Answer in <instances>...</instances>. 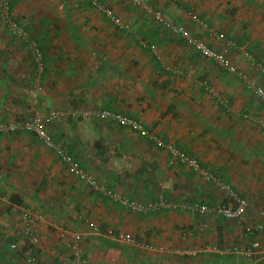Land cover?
Returning a JSON list of instances; mask_svg holds the SVG:
<instances>
[{"label": "crops", "instance_id": "1", "mask_svg": "<svg viewBox=\"0 0 264 264\" xmlns=\"http://www.w3.org/2000/svg\"><path fill=\"white\" fill-rule=\"evenodd\" d=\"M100 1L111 7L130 27L121 29L115 26L92 5L90 0H62L64 7L67 3L71 4L67 11L71 15L72 23L69 22V26L74 28L76 45L82 46L95 56L96 49L98 51L104 49L107 53L106 57H100L98 62L112 67L111 71L116 78L122 76L121 70H123L128 76L126 82L134 81L141 86L138 91L135 89L122 91V98L131 94L143 95L145 98L144 101H139L141 107L134 111L128 107L133 102L129 98L128 101L124 99L126 103L122 104V106L127 105L128 108L115 110L114 105L110 102L106 103L107 100L104 99L114 101L120 94V92L116 94L118 85L113 82L110 89L108 85L104 89L105 97L104 95L102 98L81 97L84 99L83 103L87 102L88 107H94L98 111L108 109L122 114L127 112L124 115L139 121L163 141L186 150L190 155L195 156L203 167L220 176L246 198L249 203L248 210L240 220L209 214L206 219L210 227L204 230L198 229L203 218L182 207L163 208L153 213L138 212L123 206L110 194L106 195L78 178L66 168L54 150L44 145L42 151L37 153L34 150L32 156L38 159L39 154L45 155L48 151L49 159L56 161V165H61L62 168H59L62 172L61 177L65 176L64 179L69 182L67 183L66 180L64 185L70 186L67 192L70 194L74 192L72 194H75L76 204L86 201L85 207L81 206L84 214H88L86 222L91 221L99 225V232L94 233L85 223L81 225L73 223L74 229L60 223H51L39 213L40 219L35 222L39 243L35 245L22 233L18 218L9 229L6 241L7 248L12 252H16L18 248L21 252L19 254L23 256L22 259L20 258L23 263L18 258H11L14 253H11L12 256L10 254L6 256L0 252V264H30L27 262L29 253L37 255L47 264H67L66 258L71 255L68 243L75 233L82 234L80 243L82 262L74 264H259L264 258L263 255L257 258L258 253H256L253 258H247L235 253L233 249L248 246L254 239L258 240L262 236V232L253 236L244 232L245 226L257 221L259 211L264 207V103L247 88L244 80L249 79L264 87V71L254 70L249 58L252 56L264 65V0H184L183 4L179 3L180 0L177 2L176 0H140L139 3L134 0ZM84 2L92 8H84L82 5ZM156 11H160L161 16L168 23L184 26L188 30L189 27H195L194 31L189 30L190 33L213 49L218 51L227 49L237 72L232 73L220 67L214 60L203 57L180 34L159 23L155 19ZM14 45L9 47L10 53L3 58L4 62L0 68H8V65H5V59L8 58L9 67L15 65L16 72L22 73L18 68L19 59L22 58L17 54L18 49ZM141 50L150 53V61L146 56L140 55L143 53ZM83 68L85 66L79 67L80 70ZM49 69L50 67L45 66L41 80L58 79L54 74L49 75ZM10 70L5 71L12 77ZM241 73H244L245 77H242ZM82 83L75 85L80 88L79 91L83 88ZM122 88L131 89L128 85ZM55 90L58 91L57 94L65 91L64 88H55ZM82 91V94H88L89 89L86 86ZM147 95L155 97L150 104L147 103L149 102ZM116 101L119 106V98ZM134 102L135 108L139 103ZM0 103H2L0 109L3 105L8 108L3 98H0ZM83 109L82 107L81 110ZM145 113H156V115L151 119L147 118ZM230 116H233V120L227 122ZM95 117L102 122H110L108 119L105 121ZM168 120L171 122H167ZM182 120H186V123L183 124ZM162 124L166 131L170 130L171 134L163 130L169 137L182 134L183 139H167L161 132ZM189 124L192 125V130H188ZM176 125L183 131H177ZM84 126L88 128L86 123ZM123 128L122 136L133 133L138 137V139H120V142L128 148V152L124 155L131 156L136 152L144 155L149 161L160 162V167L163 168L161 172H165L166 168L168 178L180 182L181 188L178 187L185 191L186 195H176L175 183L171 184L168 181L162 182V188L164 187L165 190L164 195H160L159 189H156L150 181L149 183L141 181L135 177L136 174L118 178L115 173L109 174L104 166L102 173L99 167L96 171L100 173L98 175L102 182H105L102 185L97 181L99 185L106 186L115 195L126 196L144 203L163 196L168 201L182 204L201 201L210 203L211 199L207 195L211 192L207 185L209 183L219 190L222 201L225 200L224 194L214 182L205 180L187 166L180 164L168 151L152 140L143 138L138 131L126 126ZM70 129H73L70 130L71 134L73 133V136L70 135L72 152L67 148L66 150L81 166L93 167L94 161L98 158L95 159L93 155L98 149L99 152L96 154H102L108 145L104 149L96 147V141L92 137L94 131L92 133L89 129L85 133L88 139L80 138L84 137V134L81 136L78 134L76 123L71 122ZM1 139H4L2 135L0 142ZM150 151H153L154 156ZM42 157L40 158L44 163L45 158ZM111 159L107 158L104 162ZM97 161L100 163L95 165L102 166L104 163L100 159ZM44 165L49 169L53 167L51 161ZM190 171L193 174L187 178L186 174ZM49 174L52 175V171ZM71 177L78 182L84 181L83 184L89 186L87 185V188L79 194L78 189L71 190L72 184L76 185L71 181ZM197 179L206 183L196 185ZM47 224L53 225L56 229L49 228ZM20 235L28 239L30 247L26 249L20 247L19 242L22 241ZM121 235H130L134 241H124L120 239ZM11 243H16L18 247L9 248ZM261 244H264L263 239Z\"/></svg>", "mask_w": 264, "mask_h": 264}, {"label": "rangeland", "instance_id": "2", "mask_svg": "<svg viewBox=\"0 0 264 264\" xmlns=\"http://www.w3.org/2000/svg\"><path fill=\"white\" fill-rule=\"evenodd\" d=\"M10 1L12 17L20 24L22 31L21 34H13L0 15V66L3 65V58L10 53L9 47L16 43L14 46L18 49L17 54L22 58L19 59L20 66H18V68H20L22 73L16 72L14 69L15 65L14 67H11L12 65L9 67L8 58L5 59V65H8V68H0V98H3L4 102L8 104V108H5L3 105V108L0 109V121L23 120L36 114L46 118L55 113V118L46 125L47 130L60 145L69 149V151L72 152L70 148L72 145L70 143V135L73 136V133L71 134L73 129H70L71 122L76 123L78 128L77 131L80 136L84 134V137H80L83 138V140H85L84 138L88 139L85 133H87L89 129L92 133L94 131L92 137L93 140L96 141V147H102L104 149V147L108 145L102 154L97 155L95 153L93 156L94 158L98 157L97 160L100 159V161L103 160V162L107 158H112L111 160L104 162L102 166L95 165V163H100L97 160L94 161L93 167L88 165L89 168H87L82 165V168L92 174L100 184H105L98 175L102 173V167L104 166L109 174L115 173L118 178H122L123 176L125 178L127 175L136 174L135 177L139 180L148 183L150 181L151 184L156 186V189H159L160 195H164L163 191L165 188H162V182L164 181H168V183L171 184L175 183L174 187L177 189L176 195H186V192L180 189V182H174L168 178L169 176H167L166 173L168 170L166 168L165 172H161L163 168L160 167V162L155 161L154 163L153 160L149 161L145 159L144 155L136 152L132 153L131 156L124 155L128 152V148L123 142H120V139H138L135 134L128 132L129 136L127 134L125 137L122 136L121 134L124 126L111 120L109 121L113 124L106 120V122H102V120L95 117L98 110L94 107H88L86 105L87 102H85V104L83 103L84 99L81 97L98 98L100 96L102 98L103 95L105 97L106 94H104V89L107 85L108 89H110V85H112L113 82V84L118 85L116 87L118 91L116 94L118 95L119 92L120 94L116 99L119 98L120 105H117L116 99L114 101L108 98L104 99L107 100L106 103L110 102L113 104L116 108L115 110L129 107L130 110L134 111L141 107L142 104H140L139 101H144L145 97L143 95L133 96L131 94V96L122 98V91H133L134 89L138 91L141 86L134 81L128 80V82H126L128 76L123 70H121L122 76L116 78L111 71L112 67L107 66V64L103 62H98L100 57H106L107 53L104 49L98 51L95 48L97 51L95 52V54H97L95 56L94 54L91 55L82 46L76 45L77 39L73 35L74 28L69 26V22L72 23L70 19L71 15L67 11L71 4L69 5L67 3L64 7L62 5V0ZM177 1L179 0H176V2ZM179 3L183 4L185 2L184 0H180ZM82 5L84 8H92L85 2ZM189 28L194 31L195 27L192 26ZM197 28L198 27H196V29ZM133 42L135 41L133 40ZM34 43L43 53L45 66L50 67L48 70L50 71L49 75L54 74L56 78H58L57 80H41L40 89H37L34 85L36 67L33 50L31 48ZM3 46H5V48H3ZM100 51L104 52L100 53ZM140 55L146 56L150 61L149 52L143 51ZM90 60H92V62H90ZM80 66H85V68L80 70ZM142 67L144 66L142 65ZM9 68H11V70ZM5 70H10L12 72V77ZM129 70L128 72L130 73ZM44 73H42V75H44ZM249 81L252 82L251 80ZM79 82H83V88L86 86L88 87V94H82L83 88L79 91L80 88L75 87ZM124 85L125 87L128 85L131 89L125 88L124 90V88H122ZM153 86L159 88L157 85ZM55 88H64L65 91L57 94L58 91H56ZM10 93L12 94L8 96ZM128 98L130 101H135L134 103L139 104L135 105V108L133 107V102L130 103L128 107H126L127 105L122 106L123 103L128 101ZM124 99H126V101ZM147 99L149 100L147 103L150 104L155 97L147 95ZM0 104L2 105V103ZM78 104H80L79 107ZM82 107L84 108L83 110H81ZM123 113L126 114L127 112ZM144 115L152 119L155 117L156 113H145ZM174 120H176V118ZM232 120L233 116H230L227 122H232ZM167 122H171V120ZM182 122L185 124L186 120H182ZM85 123L88 125V128L84 126ZM105 125H109V127H105ZM244 125L246 127V124ZM188 126V130L193 129L191 124ZM164 127L163 125L161 132L164 133L167 139H183L181 137L182 134L180 136L169 137L167 134H171V132L170 130L166 131ZM163 130L168 133L166 134ZM180 130L183 131L182 128L177 126V131ZM0 133L4 138L1 139L0 142V235H2V237H0V252L4 253L6 256L9 254L12 256L11 253H14L15 255L11 258H18V260L23 263V261L20 260L23 256L19 254L21 252L18 251V248L16 252H12L7 248L8 242L6 241L9 229L12 228V225L18 220L22 211L29 209L40 213L45 220L51 223H60V225H65L66 227L71 226V229H74L73 223H80V225L81 223H85L89 228L86 222L88 214L85 215V212L81 209V206L85 207L84 202L86 201L76 204L74 198L75 194H72L74 192L71 194L68 193L67 188L70 186L65 187L64 185L67 179H64L65 176L61 177L62 172L59 170V168H62L61 165L58 166L55 164L56 161L54 162L51 158L49 159L50 155H48V151L45 152V155L39 154L37 156L38 159L32 156L34 150L38 153L42 151V147H45V144L34 134L22 130ZM143 138L145 137L143 136ZM78 140L83 141L82 139ZM121 146H123V149H121ZM150 154L154 156L153 151H150ZM90 155L92 156V153ZM42 156L45 158L44 163L40 158ZM198 158L200 159V157ZM50 161L53 164L52 169L44 165L46 162ZM98 167L99 169L101 168L100 173L96 172ZM123 169L125 170L123 171ZM50 171H52V175L49 174ZM173 173H175V171ZM190 173L193 174L191 171ZM186 177L188 178L189 176ZM71 181L76 184L75 186L72 184L71 190L74 188L78 189L79 194L84 188H87L86 186L88 184H83L84 181L78 182L73 177H71ZM196 181V185H203V182L206 183L204 180L203 182L199 181V179ZM67 183H69L68 180ZM207 185L209 191H211L210 194H207L211 202H201L204 204L208 203L211 207L216 206L222 202V196L219 190L213 187V185L209 183H207ZM178 186H180V188ZM14 193L20 195L21 199H23L22 204H16L11 200L10 196ZM85 193L87 194V192ZM75 218L79 221H75ZM47 225L49 228L56 229L53 225ZM263 233L262 231V236L259 237L260 239L258 238L260 242L261 239L264 241ZM15 235L17 236L16 232ZM21 239L22 241L19 242L20 247L23 246L25 247L23 249H26L28 246H31L28 239H24L22 236ZM23 249H21V251H23ZM260 255L264 256V254H258L257 258H260ZM24 258L26 257L24 256Z\"/></svg>", "mask_w": 264, "mask_h": 264}, {"label": "built area", "instance_id": "3", "mask_svg": "<svg viewBox=\"0 0 264 264\" xmlns=\"http://www.w3.org/2000/svg\"><path fill=\"white\" fill-rule=\"evenodd\" d=\"M92 5L97 8L99 11L103 13L110 21L117 27L121 29H128V25L124 23L120 16H118L115 11L105 5L100 0H90ZM137 3L140 0H134ZM12 7L10 0H0V15L2 19L7 24L8 29L13 34H21V26L17 23L12 17ZM155 19L159 23H162L166 27L170 28L173 32L180 34V36L195 50H197L203 57L214 60L220 67L225 68L226 70L235 73L237 72L236 66L233 64L232 60L228 56V50L224 49L218 51L209 46L206 42L200 40L196 36L190 33V31L184 27L179 25H174L166 22L161 16L160 11H156ZM33 50L35 69H36V79L34 85L37 89L41 88V78L42 73L45 69L44 56L42 51L36 47L35 43L31 46ZM251 60V65L254 67V70L264 71V65L260 64L254 57H249ZM242 77H245L244 73L240 74ZM247 83V88L250 89L254 95H256L261 101L264 103V87L257 85L254 82H250L248 79L244 80ZM56 114L47 116L46 118L40 115H32L23 120H9V121H0V132L8 133L22 130L24 132L32 133L37 138H39L48 148L54 150L55 154L60 158L62 163L66 166V168L73 174H75L81 180L86 181V183L91 186L99 189L106 195H111L115 199L119 200V202L132 210L142 212V213H153L159 209L168 208V207H182L185 210H191L198 215H200L203 219L198 225V229L204 230L210 227L208 220L206 219L207 215L213 214L217 216H223L226 219L231 220H240L243 215L246 213L249 207L248 200L244 198L240 193H238L231 184L223 181L220 176H217L213 172L209 171L205 167H203L199 160L193 156L180 149L173 143L163 141L161 138L156 136L154 133L148 131L143 124L139 121L127 117L121 113L114 112L111 110H102L97 111L96 116L103 120H111L113 122H117L122 126H126L132 130L138 131L145 138L152 140L159 147L164 148L168 151L177 161L187 166L194 173L199 174L205 180L212 181L216 186L219 187L220 191L224 194L225 200L216 206H209L208 204H204L201 202H183L175 203L168 201L165 197L160 196L156 200L148 201L146 203L141 202L136 199H130L126 196L115 195L109 190L106 186H101L95 179V177L86 171L78 160L74 158V156L66 150L65 147L60 145L47 130V123L52 121L55 118ZM40 219V214L31 210L22 211L19 222L22 228V233L27 236L31 243L38 244L39 237L35 230V222ZM88 225L90 229L93 230L94 233L99 232V227L97 224L88 221ZM264 230V207L259 211L258 219L250 226L244 227V232L248 235H255L256 233H260ZM81 233L73 234L71 237L68 248L71 251V255L68 256L67 264H74L75 262L81 261ZM120 239L128 242H133V238L130 235H121ZM18 245L16 243H11V249L17 248ZM233 251L237 254L243 255L247 258H251L256 253H264V244H261L260 241L254 239L250 245L243 247H236ZM27 261L31 264H47L42 262L36 255L32 253L27 254Z\"/></svg>", "mask_w": 264, "mask_h": 264}, {"label": "trees", "instance_id": "4", "mask_svg": "<svg viewBox=\"0 0 264 264\" xmlns=\"http://www.w3.org/2000/svg\"><path fill=\"white\" fill-rule=\"evenodd\" d=\"M108 110V109H107ZM111 111H113V110H111ZM114 112H117V111H114ZM122 114V113H121ZM127 117H129V116H127ZM131 118V117H130ZM1 135V134H0ZM177 146V145H176ZM179 147V146H178ZM180 149H182V148H180ZM182 150H184V149H182ZM185 152H187L186 150H184ZM98 152H99V149L96 151V153L98 154ZM188 153V152H187ZM189 154V153H188ZM186 176H189L188 178H190V176H191V173L190 172H187V174H186ZM10 198H11V200L14 202V203H16V204H22L23 203V199H21V197H20V195H18V194H16V193H14V194H12L11 196H10ZM260 263L259 264H264V258L263 259H261V261H259Z\"/></svg>", "mask_w": 264, "mask_h": 264}]
</instances>
